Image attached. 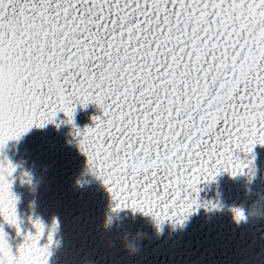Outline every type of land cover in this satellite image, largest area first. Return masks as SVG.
Listing matches in <instances>:
<instances>
[{"label":"snow or ice","instance_id":"1","mask_svg":"<svg viewBox=\"0 0 264 264\" xmlns=\"http://www.w3.org/2000/svg\"><path fill=\"white\" fill-rule=\"evenodd\" d=\"M88 103L102 116L74 134L113 210L182 223L202 180L264 146V0H0V149ZM14 171L0 217L19 234ZM33 226L15 254L0 227V264H48Z\"/></svg>","mask_w":264,"mask_h":264},{"label":"water","instance_id":"2","mask_svg":"<svg viewBox=\"0 0 264 264\" xmlns=\"http://www.w3.org/2000/svg\"><path fill=\"white\" fill-rule=\"evenodd\" d=\"M99 116L94 103L76 105L72 123L57 112L51 123L33 126L0 149V161L6 158L15 168L9 179L20 233L0 217L14 254L27 233L35 234L39 221L45 234L38 247L53 233L48 264H264V146L234 153L245 163L252 161L242 173L221 170L214 179L202 180L193 194L198 206L182 223L161 222L139 210H113L112 195L74 134L94 127ZM137 231L145 239L139 253L129 256L121 238Z\"/></svg>","mask_w":264,"mask_h":264},{"label":"clouds","instance_id":"3","mask_svg":"<svg viewBox=\"0 0 264 264\" xmlns=\"http://www.w3.org/2000/svg\"><path fill=\"white\" fill-rule=\"evenodd\" d=\"M114 224L119 223L117 220L113 221ZM145 239V234L137 231L135 234H125L121 238L123 250L129 255H136L141 250V245Z\"/></svg>","mask_w":264,"mask_h":264}]
</instances>
